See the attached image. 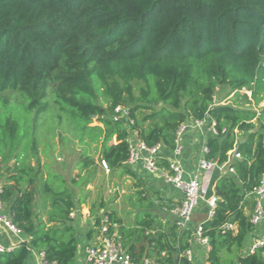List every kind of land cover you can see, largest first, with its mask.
Wrapping results in <instances>:
<instances>
[{
  "label": "trees",
  "instance_id": "trees-1",
  "mask_svg": "<svg viewBox=\"0 0 264 264\" xmlns=\"http://www.w3.org/2000/svg\"><path fill=\"white\" fill-rule=\"evenodd\" d=\"M222 86L237 95L250 90V106L215 104ZM6 92L21 93L23 112L34 118L52 100L82 141L100 145L111 173L138 181L128 164L131 133L148 147L172 151L184 123L215 121L218 133H208L206 158L223 164L231 151L241 158H232L234 172L214 184L218 200L201 224L210 246L206 264H264V248L245 252L255 230L252 190L264 176V107L254 109L264 98V0H0V95ZM118 106L128 114L116 119ZM10 111L0 112V178L2 160L21 148L5 171L1 199L26 239L0 253V264H28L32 249L50 262L76 264L80 241L94 240L105 215L109 234L136 263L148 257L193 264L186 256L193 230L153 213L144 190L139 199L148 203L134 224L113 211L99 214L93 203V226L79 238V218L71 213L86 204L81 195L91 181L68 183L57 172L45 178L27 161L35 137ZM94 163L90 156L79 161L81 169ZM158 163L167 166L168 159ZM159 206L169 212L171 201Z\"/></svg>",
  "mask_w": 264,
  "mask_h": 264
},
{
  "label": "rangeland",
  "instance_id": "rangeland-1",
  "mask_svg": "<svg viewBox=\"0 0 264 264\" xmlns=\"http://www.w3.org/2000/svg\"><path fill=\"white\" fill-rule=\"evenodd\" d=\"M135 92L139 94L138 87L135 88ZM246 92L250 93V90L241 89L240 94L237 95L234 92L231 93L228 86L219 87L214 95V103L249 107L250 105L245 98V95H248ZM250 96L248 95L250 99H253ZM24 103L25 97L21 93L6 92L0 95V112H3L7 107L14 115L19 113L24 119L21 120L22 128L28 133L27 135L35 137L37 141L36 151L32 152L30 150V156L27 158L28 163L41 168L45 178L49 173L57 172L62 174L68 183H71L73 178L91 181L84 188L81 195L85 198L86 204H83L78 212L80 217L85 219V215L87 216L90 213V205L95 203L99 214L103 215L105 212L113 211L126 225H132L138 212L146 209L148 202L141 201L138 194V191L144 190L147 191L145 194L153 203L151 211L160 218H172L170 212L159 206L162 201H166V203L172 201L169 198L170 192L166 191L167 188H170L161 179L156 176L143 174L139 166L134 167L140 181L121 171L114 173L106 171L100 165L102 159L100 145L91 142V139L87 137L82 141L79 134L71 127L70 122L62 115L52 100L49 101L47 111L42 113L39 118H34V113H24ZM263 107L264 98L254 109L260 112ZM130 140L133 141L132 144L135 146L133 133L130 135ZM20 148L21 146L19 145L14 152H19ZM5 151L9 154L8 148H5ZM14 152L11 153V157L2 160L4 172L0 178V187L6 179V169L14 167L16 161ZM85 156L93 158L95 163L87 169H81L79 161ZM128 164L131 165L130 163ZM138 183L141 184L138 185ZM211 188L212 186H210ZM75 191H80L78 186L75 187ZM88 216L87 218H89ZM87 226L85 225V227ZM92 226L90 225V227ZM81 233L79 231V238L83 237ZM81 255L82 253L79 249L78 257L80 258Z\"/></svg>",
  "mask_w": 264,
  "mask_h": 264
},
{
  "label": "built area",
  "instance_id": "built-area-1",
  "mask_svg": "<svg viewBox=\"0 0 264 264\" xmlns=\"http://www.w3.org/2000/svg\"><path fill=\"white\" fill-rule=\"evenodd\" d=\"M247 94L250 96L251 91ZM115 111L116 119L128 114V110L121 106L116 107ZM188 127H194L199 130L204 129L212 134L218 133L216 122L213 120L210 121L208 118L194 120L191 124L184 123L177 132L176 146L171 151V158H167L164 155L165 147L163 145L157 144L153 147H148L138 140L134 143L135 146L131 143V157L128 162L133 167L139 166L143 174L158 177L171 191L179 195V198H176L177 200L170 198L172 201L169 212L175 217L178 225L186 228H188L189 223L192 221L200 202L206 197L207 188L204 186L205 174L213 170H219L221 174H224L226 171L233 173L234 169L230 167L231 159L241 158L239 152L231 151L229 152L227 162L218 164L215 160L206 158L209 150L207 144H205L202 148L204 157L199 162L193 175L187 177L180 158L184 150V145L181 140ZM224 131L226 130L223 129ZM162 157L168 159L167 166L158 163V159ZM100 165L106 171H110L106 159L102 158ZM134 169L136 170L135 167ZM1 192L2 188L0 187V227L11 237H14L16 240L18 239V243L16 240L11 239L10 243L6 244L0 237V253L14 250L23 241L21 240V236L23 235L21 229L12 221L10 215L4 209ZM252 195L254 197V206L251 211L250 220L254 224L255 230L251 235L250 244L245 248V252L250 254L254 253L257 249L264 248V231L262 230L264 227V176L259 184L253 188ZM210 206L209 214L212 216L216 203L211 202ZM78 212L79 210H73L71 216L78 218ZM228 227L234 228V225L228 224ZM193 232L197 244L209 245L208 238L202 235L201 224ZM79 249L81 250L84 264H157L153 259L148 257H144L139 263H136L129 254L128 249L117 241L115 234H109V218L107 215L103 217L102 224L98 227L94 240L90 244L86 241H80ZM35 251L37 253V264H56L46 259L44 251L31 250V252ZM192 254L193 248L191 247L186 251V256L190 261H192Z\"/></svg>",
  "mask_w": 264,
  "mask_h": 264
},
{
  "label": "crops",
  "instance_id": "crops-1",
  "mask_svg": "<svg viewBox=\"0 0 264 264\" xmlns=\"http://www.w3.org/2000/svg\"><path fill=\"white\" fill-rule=\"evenodd\" d=\"M186 123L191 124L192 120L187 121ZM133 135L135 137V142L138 141L136 134H133ZM208 139H209V134L204 129L199 130V129H196L194 127H190V128L188 127L186 129L185 133L183 134V138H182L181 142L184 145V150H183V153L181 155L180 160H181L182 167H183L187 177L188 176L190 177L191 175H193V173L196 171V169L198 167L199 162L204 157V153L202 151V148L205 144H207ZM130 142L132 143L133 141L130 140ZM164 155L167 158H171V151L168 149H165ZM221 175L222 174L220 173L219 170H213V171H210V172L205 174L204 186L208 190H206L205 199L200 202L199 207H198L195 215L193 216L192 221L189 223L188 228H191L193 231H195L196 228L200 224H202L206 219L211 217V215L209 214V210L211 207L210 203L211 202L216 203V201L218 200V198L214 192V184H215L216 179L218 177H220ZM210 186H212L211 189H210ZM166 191L170 192L169 198H172L173 200L176 198L177 199L179 198V195L177 193H175L174 191H171V189L167 188ZM81 208H82V206H80V209ZM87 216L85 215V219H84V217L83 218L80 217V215L78 216L79 224H80V226H79L80 231L82 232L81 234H84V235L91 228L90 225H93V223H94V221H93L94 218H92L91 216H88L89 218H87ZM88 224H89V226H87ZM85 225L87 227H85ZM85 228H87V229H85ZM84 229H85V231L83 233ZM262 230L264 231V227ZM0 237H1V239L4 240V242L6 244H9L11 239L16 240L14 237H11L1 227H0ZM21 238H22L21 240H25L26 236L22 235ZM17 240H16V242L18 243ZM84 240H85V237L83 238V242H84ZM192 248H193V254H192L193 264H206V260L208 257V251L210 249V246L197 244V242L195 241V237L193 236ZM27 263L28 264H37V253H36V251L31 252L30 260ZM76 264H84L82 255L80 258L78 257Z\"/></svg>",
  "mask_w": 264,
  "mask_h": 264
},
{
  "label": "water",
  "instance_id": "water-1",
  "mask_svg": "<svg viewBox=\"0 0 264 264\" xmlns=\"http://www.w3.org/2000/svg\"><path fill=\"white\" fill-rule=\"evenodd\" d=\"M250 131L252 132V130H250ZM240 142L243 143V142H245V140H241ZM29 260H30V257L28 258L27 262H29Z\"/></svg>",
  "mask_w": 264,
  "mask_h": 264
}]
</instances>
